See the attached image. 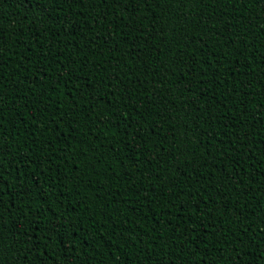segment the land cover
I'll return each mask as SVG.
<instances>
[{
  "label": "trees",
  "instance_id": "trees-1",
  "mask_svg": "<svg viewBox=\"0 0 264 264\" xmlns=\"http://www.w3.org/2000/svg\"><path fill=\"white\" fill-rule=\"evenodd\" d=\"M0 264H264V0H0Z\"/></svg>",
  "mask_w": 264,
  "mask_h": 264
}]
</instances>
